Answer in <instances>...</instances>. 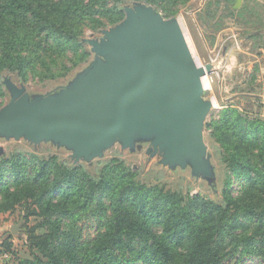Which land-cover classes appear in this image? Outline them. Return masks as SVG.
<instances>
[{"label":"rangeland","instance_id":"obj_1","mask_svg":"<svg viewBox=\"0 0 264 264\" xmlns=\"http://www.w3.org/2000/svg\"><path fill=\"white\" fill-rule=\"evenodd\" d=\"M232 2L189 0L176 14L167 15L159 5L143 0H123L117 5L122 12V16H118L120 20L112 23L99 17L101 24L95 21L83 23L79 42L84 46L78 52L79 58L70 52L66 54L64 50L56 52L53 48L55 63L48 67L36 59L25 79L17 72H0L3 93L0 95V122H7L27 110L50 121L58 116L54 115L52 107L63 104L60 108L64 107L66 111V101L81 93L90 79L108 64L110 54L105 48L117 47V37L129 32L132 25L146 23L141 13L150 15L166 30L169 25L179 23L176 26H180L187 48L199 66L215 64V71L204 78L207 85L201 82L202 118L189 128L187 135L177 130L170 132L167 124L156 120L155 124L151 121L144 125L135 124L130 132H113L87 144L81 134L66 128L36 130L24 122L26 116H22L16 126H0V165L13 158H24L30 181L39 163L52 158L69 167L81 166L94 178L99 177L105 165L116 160L130 167L143 184L163 187L170 193L198 196L221 205L225 204L223 191L227 179H230L229 190L240 208H236L232 215L231 222L235 227L232 235L217 238L215 247L223 254L222 264H264V256L259 252L264 241V193L256 184L259 178L256 173L264 158V133H258L257 141L251 139L250 133L249 141H244L237 128L231 126L230 135L241 145V159L250 164L246 169H240L242 174L229 165L230 156L218 140L222 132L218 126L223 124L226 111H229L231 121L239 112L251 123L254 131V127L264 129V80L252 85L244 79L243 63L248 56L244 54L247 41L243 38H247V25L251 23L247 22L244 12L233 10ZM196 17L201 24L189 28L188 20ZM197 35L203 40L200 45L203 51L196 44ZM235 59L236 65L233 66ZM213 123L215 126L209 127ZM26 203L22 200L14 204L13 199L7 198L5 190H0V264H21L33 259L27 245V232L42 220L27 218L30 206ZM36 208V205L31 206L32 210ZM90 208L80 219L63 220L62 224L70 240L85 247L86 251L105 231L108 221V217L98 218L96 204ZM14 228L15 232L12 231ZM37 232L42 234L46 230L39 228ZM63 243L61 237L55 246L64 250V245L60 246ZM245 244L252 248L250 253L246 252Z\"/></svg>","mask_w":264,"mask_h":264},{"label":"trees","instance_id":"obj_2","mask_svg":"<svg viewBox=\"0 0 264 264\" xmlns=\"http://www.w3.org/2000/svg\"><path fill=\"white\" fill-rule=\"evenodd\" d=\"M122 1L0 0V72H17L25 79L36 59L48 67L55 63L53 48L79 58L78 52L84 46L79 42L83 23L101 24L99 17L112 23L120 20L122 12L117 5ZM143 1L174 15L189 0ZM225 113L223 124L218 126L222 131L218 140L230 156L229 165L242 174L240 169L250 164L241 159V145L230 135L231 126L237 128L244 141H249L250 135L257 141L258 133H264V129L254 127V131L239 112H235L232 121L229 111ZM261 161L256 184L264 193V158ZM26 163L20 157L0 165V190H5L14 204L22 200L29 204L28 219L42 220L28 228L27 245L33 259L21 264H222L223 254L214 243L217 238L232 235L235 229L232 215L240 208L229 190L230 179L223 191L225 204L221 205L143 184L130 167L116 160L105 165L99 177L94 178L81 166L69 167L52 158L39 163L30 181ZM94 204L98 218L108 217V221L105 231L86 251L70 240L62 224L63 220L80 219ZM32 205L37 208L32 210ZM39 228L46 232L39 234ZM61 237L64 243L60 246L64 245V250L55 246ZM245 245L250 253L252 248ZM259 252L264 256V241Z\"/></svg>","mask_w":264,"mask_h":264},{"label":"water","instance_id":"obj_3","mask_svg":"<svg viewBox=\"0 0 264 264\" xmlns=\"http://www.w3.org/2000/svg\"><path fill=\"white\" fill-rule=\"evenodd\" d=\"M140 15L146 23L132 25L117 37V47L105 48L108 64L66 101V111L60 108L63 104L54 106L58 116L45 121L27 110L0 126H16L26 116L24 122L36 130L66 128L81 134L87 144L156 120L170 132L187 135L202 118L201 80L213 73L215 64H196L177 24L166 30L150 15Z\"/></svg>","mask_w":264,"mask_h":264},{"label":"crops","instance_id":"obj_4","mask_svg":"<svg viewBox=\"0 0 264 264\" xmlns=\"http://www.w3.org/2000/svg\"><path fill=\"white\" fill-rule=\"evenodd\" d=\"M232 7L235 8V9L233 8L235 12H237V10L242 12V14L244 12L245 16L248 18L247 22L251 23L247 25L249 26L248 28L249 31L247 32V38L246 37L243 38L247 41V46H244V54L248 56V57L244 56L245 57L244 59L245 61L243 63L244 79H247L246 82L249 81V83L252 85L256 83L260 84V82L264 80V0H233ZM250 16L252 18H250ZM196 23L198 25L201 24L197 19V17L195 19L194 18L189 19L188 20L189 28H194ZM178 24L179 23H177V25ZM249 34H251V36H249ZM182 36L184 37L183 34ZM195 38H196V44L198 45L199 49H201L200 45L201 42L203 41L201 35H197L195 36ZM201 51L203 50L201 49ZM233 57H235V55ZM192 58L194 59L193 55ZM234 64L236 65V59L233 62V66H235ZM234 73L233 76L234 78H236ZM205 85H207L206 82Z\"/></svg>","mask_w":264,"mask_h":264},{"label":"bare ground","instance_id":"obj_5","mask_svg":"<svg viewBox=\"0 0 264 264\" xmlns=\"http://www.w3.org/2000/svg\"><path fill=\"white\" fill-rule=\"evenodd\" d=\"M194 59H195V61H196V64L197 65H199V63H198V61H197V59L194 57ZM201 82L204 84V86H205V82H206V79H204V80H201ZM207 83V82H206Z\"/></svg>","mask_w":264,"mask_h":264},{"label":"built area","instance_id":"obj_6","mask_svg":"<svg viewBox=\"0 0 264 264\" xmlns=\"http://www.w3.org/2000/svg\"><path fill=\"white\" fill-rule=\"evenodd\" d=\"M214 64V63H213ZM215 69V68H214ZM215 71V70H214Z\"/></svg>","mask_w":264,"mask_h":264}]
</instances>
